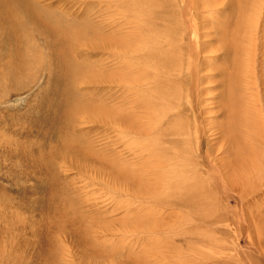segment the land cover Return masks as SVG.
<instances>
[{"label":"rangeland","instance_id":"obj_1","mask_svg":"<svg viewBox=\"0 0 264 264\" xmlns=\"http://www.w3.org/2000/svg\"><path fill=\"white\" fill-rule=\"evenodd\" d=\"M210 1L198 0L202 9L200 8V14L197 17L199 21L196 33H198L197 37H199L200 42L208 43L209 48L206 50L211 52L212 48H218L215 53L217 55L210 61V58L207 57L209 52L205 50L202 51L204 58L199 55L198 59L196 55L192 54H195L192 46L191 54L193 57L190 58L192 64L198 62L196 66L204 63L203 73H212L206 77L208 81L203 84V86H211L210 93L205 92L207 97L219 96L222 90V76L217 75L218 72L213 75L215 70H219L223 63L226 68L221 75L232 74L234 68L232 55L228 61L229 43L226 42L227 47H223L220 38L221 35L231 37L230 30H225V22L227 20L231 22L232 33H236L238 39L242 35V29H237L239 25L236 24V21L232 23L233 8L230 0H213L212 3L216 4L215 10L205 8V3ZM31 2L45 18L53 17L60 21V28L75 33L74 26H79L81 29L82 37L74 39L71 45H68L71 48V63L76 71L65 85L71 89L73 94L78 98L81 97L84 101H96L111 107V110L116 113V118H121L117 122L121 124L119 128L135 132L134 129L138 130L147 125L141 119L142 114L139 112L141 109L137 108L139 103L141 106L143 102L138 101L136 92L132 90L133 81L130 79V74L131 72L135 73L133 56L125 51H120L114 57L107 51L109 49H102L105 46L103 37L108 34L117 33L120 41L126 43L128 48L132 44L131 41H135L137 34L139 36L140 33L143 35L145 32V30L142 31L138 23L139 20L135 18L134 0H31ZM259 8H261V10L258 9L260 21L252 35L253 42L251 45L249 44L251 42H244L243 47L240 46L245 53L248 50L249 54L258 53L254 58V71L257 73V77L253 92H256L254 98L257 99L260 109L252 120L246 122L247 130H252L250 123L256 127L255 123L264 119V5L259 6ZM123 14L126 16L123 17ZM236 15L242 19L244 25L248 23V19L243 20L241 12ZM130 18L133 19L130 20ZM140 20L144 24L143 16ZM152 20L149 17L148 21ZM137 28L139 29L138 33ZM236 29L238 31H234ZM27 32L30 34L29 29ZM190 38L193 37H188L189 44L192 40ZM2 41L0 37V75L5 74L8 57L3 49ZM46 43V38L42 34L32 30L30 37L27 36L26 40L22 41V47L26 48L31 45L34 51L30 52L29 57L31 58L35 54L40 55L38 58L41 67L32 69L29 74L30 77L22 84L11 87V83L14 81L11 80L0 87V93L4 91L0 95V141L1 139L5 140V153L0 147V200H5V210L20 208L15 206L22 200L26 201L25 205L29 204L31 207H36L38 202L42 200V195L38 194L36 187L40 185L39 182L43 176L33 168L20 171L22 167L24 168L26 152L29 151L36 155L39 154L35 159L44 158L41 172L49 171L52 180L72 198L73 206L83 214L82 223L86 225L85 221H87V224L92 225L98 232L95 238L94 233H89L87 230V236L89 243L92 242V246L97 251L101 250L100 259L90 257V250L87 255H82V248H86L87 245H80L78 249L75 246L72 250L73 255L71 253L66 254L68 248L65 245L67 250H63V256H66L65 259L69 258L70 264H130L128 259L131 257L136 258L140 264H182L187 251H189L191 259L190 262L188 260V264H264V178L261 175L264 174V137H262L263 141L258 138L254 142L256 137H251L246 142L250 143L252 156H255L253 152L256 146H261L262 151L260 156L251 158L250 171L254 179L250 182V188L236 182L233 179L234 175L230 180H227L228 177L225 179L228 175L227 168H225L222 172L226 174L223 176V183L226 186L218 180L219 185L215 184L211 195L201 199L199 207H167V205L161 207L160 204H153L155 207L150 208L156 212L153 211L155 214H149V204L146 205L140 199H133L132 201L134 202L133 205L137 206L136 208L128 207V202H126L128 199L121 196L120 190L112 186L107 172L94 173L90 164H86L85 170L82 169V172L80 171L81 168L72 169L68 161L64 164L66 159L63 156L67 158L70 156L65 151L68 147L58 145L57 137L51 133L50 126L48 127L41 120L45 113L43 107L52 102V107L56 108L59 101L58 97H60L57 93V80L61 78L55 77V73L50 78L47 61L49 50L46 49ZM212 61L214 63L211 65ZM43 65H46V68L42 67ZM113 72H117L124 81H111L110 77L113 76ZM123 72L127 73L125 77L122 75ZM101 76L106 77V81L103 83H83L86 78H100ZM239 78L240 76L237 80ZM247 84L249 85V83ZM248 91H246L247 94ZM205 96L203 98H206ZM61 98L63 97H60V100ZM209 100H212L211 104H207L209 106H205L204 103L200 105L202 113L205 112L206 116L211 114V119L207 116V120L209 119L206 122L207 126L202 121V116L197 115L198 119H201V125L197 119L200 127V136H198L200 140L198 138L196 140L199 142L197 147L203 152L210 149L211 158L214 159L213 156H215L216 162L218 161V165H220L225 162L219 154L222 151L220 146L223 148L224 144L227 143L224 138H221L224 137L220 126L223 117L220 108L216 106L219 99L209 98ZM83 110V108L80 109V114L72 122L71 129L74 138L70 139V144L74 145L77 142L83 144L84 142L83 145L86 149L95 151L94 153L100 158L105 156L110 162L131 161L134 164L137 157L132 155L131 151L138 150L140 146L141 140L137 141L138 133L133 134L134 137L129 132L128 134L125 132L120 134V131L116 130L118 125L114 113L106 115L105 119L94 112L96 120H88V111ZM110 116L112 119L108 118ZM83 117L87 119L85 122L80 121ZM209 122H212V129H210ZM90 123H94V125L91 126ZM135 139L136 142H134ZM195 139L193 134L192 141L195 142ZM190 148L193 147L190 145ZM211 168L213 169V167ZM145 172L140 170L136 171L135 174L140 183L143 182L150 188L151 181L154 183L155 179L152 177V172V179L149 177L150 175L144 174ZM203 187L202 189H204ZM69 191L71 192L69 193ZM115 201L123 204L120 206ZM139 207L144 208L145 213L151 216V219L140 220L139 222L148 226L151 225L161 231L160 233H163L164 236L162 234V237L157 238L156 234L152 232L149 234L146 229L150 228H137L133 225L127 227L131 222L127 218L128 213H131L132 209L136 211ZM138 212L133 213L134 217L138 215ZM134 228L139 232L130 231ZM111 230L118 235L116 233H114L115 235L110 234ZM19 232L24 236H22L23 242L32 240L30 239L32 235L28 231ZM17 237L13 232L7 236L0 234V242H5V251H9L7 250L9 245ZM137 238L140 240H136ZM117 241L121 246L118 245ZM71 245L74 246L72 243ZM14 246L10 248L11 255L15 253ZM30 247L35 249L34 244H30L29 248L25 247L24 250L32 253ZM175 251L179 255H176ZM1 255L0 261L5 264L13 263L9 253L5 252ZM60 257L58 255V258Z\"/></svg>","mask_w":264,"mask_h":264},{"label":"bare ground","instance_id":"obj_2","mask_svg":"<svg viewBox=\"0 0 264 264\" xmlns=\"http://www.w3.org/2000/svg\"><path fill=\"white\" fill-rule=\"evenodd\" d=\"M212 2L213 0L205 3V8L215 10L216 4ZM230 2L233 8L232 23L236 21V24L239 25L237 29H242V35L238 39L237 34L232 33L233 28L228 20L225 22L224 27L225 30H230L231 37L229 38L225 35L220 37L217 31L221 38L222 46L227 47L226 42L229 43L228 49H230V53L227 54L228 61H230L232 55L234 65L232 74L221 75L226 68L224 63L219 70H215V73H213V75H216L218 72L217 75L222 76V90L219 96H205V92L210 93L211 86H203V84L208 81L206 77L212 75V73H203L204 63L196 66L198 62L194 63V61V64H192L190 59L192 54L196 55L197 58L200 57L199 55L204 58L202 51L209 48L207 42H200L199 37H197L198 33H196L199 21L197 17L200 14V8L202 9V5L198 0H134L135 18L139 20L138 23L142 31L145 30L143 35L140 33L138 36L137 34L135 41H131L132 44L129 43L130 46L128 48L126 43L120 41V38L116 35L117 33L103 37L105 46L102 49H109L107 51L111 53V56L119 54L118 52L120 51H125L134 58L135 73L131 72L130 74V79L133 81L132 90L136 92L138 101L143 102V105L140 106L139 103L137 108L141 109L139 111L142 114L141 119L147 124L138 130L134 129L135 132L119 128L121 124L117 122L121 118H116V113L111 110V107L97 103L95 100V102L91 100L84 101L81 97H76L71 89L65 85L70 76L76 71L71 63V48L68 45H71L74 39L82 37L81 29L79 26H74L75 33L60 28V21L53 17L45 18L33 6L31 0H0V37L3 40V49L8 56L5 74L0 75V87L11 80H14L11 83V87H15L14 85L16 84H22L30 77L29 74L32 69L41 67L39 64L40 59L38 58L40 55L35 54L30 58L29 54L34 50L31 45L23 48L22 41L26 40L27 36L30 37L32 30L42 34L46 38V49L49 50L47 61L50 78L53 73H55V77L61 78L57 80V93L63 98L60 100V97H58L59 101L56 108L52 107V102L50 103L51 105L47 103L43 107L45 113L41 120L48 127L50 126L51 133L57 137V144H60L61 147H68L65 151L70 156L68 158L63 156L66 159L63 163L66 164V161H68L72 169L81 168V172L82 169L85 170L86 164L91 165L94 173L107 172L112 186L120 190L121 196L128 199L126 201L128 202V207L136 208L137 206L133 205L134 202L132 201L133 199H140L146 205L149 204V214H155L153 211L156 212V210L150 208L155 207L153 204H160L161 207L162 205H167V207H199L201 199L211 195L215 184L223 183L225 172L222 171L225 168H227L228 173V175L225 174V179L228 177L227 180H230L234 175L233 179L236 182H240L244 187L250 188V182L254 179L250 171L251 158L260 156L262 153L261 146H256L253 152L255 156H252L250 143H246L251 137H256L254 142L258 138L263 141L262 137H264V119L261 122H256V127H253L254 124L250 123L252 130H247L246 124L258 114L260 109L257 99L254 98L256 92H253L256 86L255 78L257 77V73L254 71V58L258 53L249 54V50L245 53L240 46L243 47L244 42H251L249 44H252V35L255 33L254 31H256L260 21L258 9L261 10L259 6L264 5V0H230ZM214 10H212V13H214ZM208 11L211 12V10ZM240 12L243 20L248 19L246 25L236 15ZM122 16L125 17L126 15L123 14ZM141 16L144 17V24L140 20ZM149 17L153 20L148 21ZM245 27L247 28L244 30ZM28 29L30 34L27 32ZM237 29L234 31H238ZM138 31L139 29L137 33ZM188 37H193L190 38V40H193H191L192 45L189 44ZM192 46L195 54H191ZM216 49L218 48H212L211 52L206 50L209 52L207 57L210 58V61L212 60L211 58L214 59L216 57ZM213 63L214 61H212L211 65ZM42 67L46 68V65ZM122 75L125 77L127 73L123 72ZM239 76L240 78L237 80ZM110 80L116 82L119 80L124 81L123 78L118 76L117 72H113ZM105 81L106 77L101 76L100 78H86L83 83L94 82L99 84ZM246 91H248V94ZM204 96L206 98H203ZM209 98L219 99L216 102V106L220 108L223 117L220 126L224 137L221 138H224L227 143H222L224 144L223 148L220 146L222 151L219 154L225 161L220 165H218V161L216 162L217 158L215 156H213L214 159L211 158L210 149L207 152L200 151V148L197 147L199 142L196 141L198 136H200L198 123L201 125V119H198L197 115L202 116L205 126H207L206 122L209 120H207V116L208 118L211 117V114L206 116L205 112L202 113L200 107L202 103L205 106H209L207 104L212 103ZM82 108L88 111V120H96L94 112L103 118L114 113V118L118 125L116 130H119L120 134L124 132L127 134L129 132L130 135L138 133V139H136L137 141L141 140L140 146L138 150L134 149L131 151V154L137 157L134 164L131 161L110 162L105 156L100 158L94 153L95 151L92 152L88 148L86 149L83 145L84 142L83 144L79 142L74 145L70 144V139L74 138L73 130L71 129L72 122L80 114V109L82 110ZM108 118L112 119V116ZM258 118L261 117L258 116ZM85 119L83 117L80 121L85 122L87 120ZM49 122L51 123L50 125ZM209 124L211 125L210 129H212V122H209ZM93 125L94 123L91 126ZM193 134L196 138L195 142L192 141ZM136 139L134 142H136ZM198 140L200 139L198 138ZM0 147L5 153L4 139H1ZM38 155L29 151L26 152L24 168L22 167L20 171L33 168L43 176L39 182L40 185L36 187L38 194L42 195V197L40 196L42 200L38 202L36 207H31L29 204L25 205L26 201L22 200L15 206L20 208L6 210L5 200H0V234L7 236V234L9 235L13 232L14 235L18 236L9 245L7 249L9 251H5V242H0V257L5 252L9 253L10 256V252H12L10 248L15 245V253L10 256V260L13 261L12 264H66L69 262V258L65 259L66 256H63V250H67L66 247L68 248L66 254L71 253L73 255L72 250L75 246L78 249L80 245H87L86 248H82V255H87L90 250V257L100 259L102 256L101 250L97 251L92 246L93 243H89L87 236V230L89 233H94L95 238L98 232L95 231L96 229L92 225L87 224V221H85L86 225L82 223L83 214L73 206L72 198L52 180L49 171L46 173L41 172L44 158L38 157L37 159L39 160L35 159ZM81 165L84 166L81 167ZM140 170L146 171L144 174L150 175V178L152 172V177L155 180L153 181L154 183L149 180L152 184L150 188L143 182L140 183L137 179L138 177L135 173ZM215 172L217 173L215 174ZM261 175L264 178V174ZM208 179H210L209 182H207ZM218 180L220 182L217 183ZM72 197L74 198V195ZM116 203L120 204L119 202ZM145 211L141 207L136 209V211L132 209V212L127 215V218L131 221L127 227L133 225L137 228H150L146 229L149 234L152 232L158 238L163 234L160 233L161 231L151 225L150 227L139 222L140 220L151 219V216ZM134 212H138L136 217H134ZM22 230L28 231L32 235L30 237L31 241L23 242V234L19 232ZM130 231L139 232L136 228ZM109 233L114 234L116 232L111 230ZM136 240L140 239L137 238ZM30 244H34L35 247V249L30 247L31 251H33L32 253L24 250L25 247L29 248ZM118 245L121 246L119 242ZM128 248H131V246H128ZM58 255L61 257L58 258ZM188 260L189 262L191 261L189 251L185 254L182 264H188ZM128 262L130 264H140L134 257L128 259ZM0 264L5 263L0 261Z\"/></svg>","mask_w":264,"mask_h":264}]
</instances>
